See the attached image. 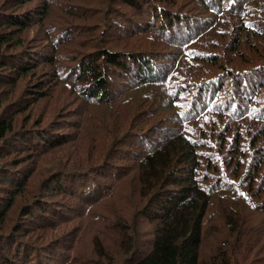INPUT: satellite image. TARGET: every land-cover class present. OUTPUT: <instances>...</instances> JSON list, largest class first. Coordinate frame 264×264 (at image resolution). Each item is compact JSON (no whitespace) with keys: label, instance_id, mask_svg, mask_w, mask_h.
<instances>
[{"label":"trees","instance_id":"trees-1","mask_svg":"<svg viewBox=\"0 0 264 264\" xmlns=\"http://www.w3.org/2000/svg\"><path fill=\"white\" fill-rule=\"evenodd\" d=\"M256 51L264 0H0V264H264Z\"/></svg>","mask_w":264,"mask_h":264},{"label":"rangeland","instance_id":"rangeland-1","mask_svg":"<svg viewBox=\"0 0 264 264\" xmlns=\"http://www.w3.org/2000/svg\"><path fill=\"white\" fill-rule=\"evenodd\" d=\"M243 47H244V49H245V51L246 52H248V54H251V50L249 49V48H251L252 50H255V49H257V48H252V47H250V43H246L245 45H243ZM242 47V48H243ZM257 52V54H256V61H258V62H263L264 61V56L259 52V51H256ZM259 54L260 55H262L263 56V60L261 61V59L259 58ZM254 60V61H255ZM51 186H53V183H52V185ZM53 199H58V197H55V198H53ZM259 217L260 218H262L263 217V214H260L259 215ZM77 220V224L75 225V227L79 224V220L78 219H76ZM28 222V221H27ZM88 222L89 221H85V223H84V227H87L88 226ZM43 223H41V222H39V226H41ZM58 231H60V230H63V229H66L67 230V232H69V231H71L72 229H74L75 227L74 226H72V225H68V224H62L61 226H54ZM53 227V228H54ZM49 228H51V227H49ZM42 229V228H41ZM48 230V228H46V229H44V231H47ZM74 233H75V230H74ZM58 234V233H57ZM58 236V235H57ZM70 238V234H69V236H68V244H67V239L66 238H63V237H61V241L62 242H64L65 243V245L66 246H72V241L69 239ZM65 246V247H66ZM65 247H62L61 249H59L58 251H56V254H59V256L57 255V261H61L60 259H62V257L64 256V254H63V251H60V250H65ZM77 248V246L75 247V249ZM61 252V253H60ZM65 252H67V253H65V255H67L68 254V250L67 251H65Z\"/></svg>","mask_w":264,"mask_h":264}]
</instances>
